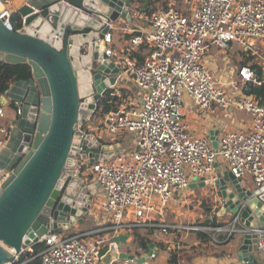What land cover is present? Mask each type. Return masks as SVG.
<instances>
[{
    "label": "built area",
    "instance_id": "obj_1",
    "mask_svg": "<svg viewBox=\"0 0 264 264\" xmlns=\"http://www.w3.org/2000/svg\"><path fill=\"white\" fill-rule=\"evenodd\" d=\"M3 13L10 19L9 9ZM112 39L110 26L104 36L107 58L114 56L109 47ZM142 44L150 51L138 65L132 54ZM128 45L116 66L132 78L139 97L126 99L118 111L109 112L93 127L77 128L81 136L91 133L111 144L126 133L133 134L131 152L96 161L83 172L101 190L90 211H100L105 226L75 234L48 232L39 240L45 248L20 264L38 256L40 264H100L105 245L138 229L210 233L215 244L250 235L258 238L264 254V227L246 226L240 212L216 226L169 225L164 220L168 204L188 189L190 178L207 180L215 173L218 159L241 185L243 181L251 185V197L264 206V104L244 91L245 86L264 83V74L259 79L252 68L255 64L264 72V0H190L184 10L168 7L153 14L149 29L136 31ZM230 45L239 46L253 59L237 70V79L224 70L217 76L205 62L211 47L226 52ZM186 98L200 111L244 112L251 125L247 130L224 131L214 149L209 139L189 130L182 113ZM4 107L0 104V149L9 137ZM15 107L21 117L22 104ZM75 161L74 156L69 159V170ZM16 165L0 171V188ZM120 264L136 263L126 259Z\"/></svg>",
    "mask_w": 264,
    "mask_h": 264
},
{
    "label": "water",
    "instance_id": "obj_2",
    "mask_svg": "<svg viewBox=\"0 0 264 264\" xmlns=\"http://www.w3.org/2000/svg\"><path fill=\"white\" fill-rule=\"evenodd\" d=\"M28 1L0 2V63L29 65L39 92V103L27 113L32 129L21 131L19 160L0 188V264L22 263L42 236L67 231L78 218L89 216L101 190L83 176L84 170L124 152L120 143H103L91 133L81 136L77 128L90 120L98 101L117 82L119 69L103 53L104 36L118 20L131 21L130 1L51 0L38 8ZM5 9H15L21 22L24 18L21 29L11 28ZM5 102L2 96L0 104ZM211 144L217 149L216 139ZM73 156L74 169L69 170ZM214 167V180H198L199 187L219 189L217 216L240 212L246 226L264 227V206L229 170L221 171L217 163ZM123 242V236L114 239L101 262L125 259L117 250ZM151 247L145 257L133 260L145 263ZM258 252V238L242 236L238 260L264 264L254 257Z\"/></svg>",
    "mask_w": 264,
    "mask_h": 264
},
{
    "label": "crops",
    "instance_id": "obj_3",
    "mask_svg": "<svg viewBox=\"0 0 264 264\" xmlns=\"http://www.w3.org/2000/svg\"><path fill=\"white\" fill-rule=\"evenodd\" d=\"M10 1L11 0H7L6 3L9 4ZM49 1L51 0H30L26 3H29V5L33 6L34 8H38L40 5L46 4ZM130 3L131 5L128 9V12H132L131 9L133 7V2L130 1ZM14 10H12V13H17V11ZM110 26L112 28L113 39L109 47L112 49L114 56L110 57L109 59L115 64V66L116 64L118 66L119 58L122 55V52L129 47L128 36L131 34H135L136 31H142L147 29H143L141 26L136 25L135 22L132 23L131 21H127L126 19L118 20L116 23L111 24ZM215 49V47H211L207 51L205 62L209 66V68L212 69L213 72L219 73L220 75L224 70L229 72L231 77L235 76L232 75L233 71L228 67V64L232 60V56L238 51L244 57L246 65L249 63H253V59L249 57V55L246 54L242 50V48L237 45H230L228 51L225 52L226 56L224 58L219 57L217 53L214 54ZM139 50V48L134 49L135 52H138ZM262 52L264 54V48L262 49ZM144 54L145 53H143V55ZM143 57H145V55ZM216 57H219V64L215 60ZM263 74L264 72L262 71V77ZM117 77L118 79L115 86L119 87L120 89H128L130 91V94H128L127 99H134L139 97V92L135 87L132 78L129 76V74L125 73L122 68L119 71ZM244 91L246 95L256 98L255 95L250 94V90L245 88ZM4 97L6 100L4 104L6 117L3 121H5V125H7L10 130H8L9 137L6 139L5 147L0 149V168L1 171H9L19 160V154L16 152V150L18 143L20 142L21 131H29L32 128V125L27 119V113L30 106L37 105L39 103V92L34 81L18 82L11 86V88L4 95ZM13 103L14 105L15 103L22 104L23 114L21 117H17L15 114V110L11 108L10 105H12ZM182 113L185 122L189 127V130L200 138L209 139L210 142L211 139L218 140L219 136L226 130H247L251 125L250 116L244 112L236 110L223 111L221 109L216 108H213V111H200L194 107L193 103L188 98H186L184 101ZM132 143L133 138H131V145L133 147ZM122 144L123 142H121V147ZM216 163L218 164V168L221 171L228 170L227 166L221 159H218ZM215 178L216 174L214 173L213 175L208 177L207 180H214ZM208 187H212L215 193L214 195H216V201L218 200L221 207L222 198L220 195V191L217 187H214L212 185L199 187V180L190 178L188 189L192 190V196L194 195V193L197 192H205L206 188ZM242 187L248 191H250L251 189V185L247 181H243ZM188 195L189 193L186 190L184 193L175 196L174 199L168 204L166 212L177 211L178 206L183 203V199L187 198ZM220 207L218 208V211ZM93 211H95L93 212V214L92 211H90L89 216L91 217V215H93V220L96 223H101L99 225H96L95 223L94 226L91 225L90 227H86L84 228V230L78 231L77 233L87 232L97 228L98 226H105L104 216L98 210ZM222 217L229 220L232 217V214L227 213L225 215H221L219 218ZM81 221L82 219L78 218V222ZM84 221L85 219L83 220V222ZM259 225L263 226L261 223H259ZM71 231L72 230L63 231V233L72 234ZM158 232L159 233H157V230H149V233L145 235L141 232L139 233L141 236L151 241L150 244L152 245V247L150 249L152 251V255L149 256L148 260L146 261L148 264H243L238 260L237 257V253L242 242L241 235L234 236L227 243L215 244L212 241L215 235H211L210 233L205 234L201 232H184L182 234H179L171 232ZM133 233L134 232H129L120 235L124 237V242L119 243L117 245V250L119 254H123L124 256H126V258L113 261L111 264H120L124 260L129 259L130 257L132 259L134 258L135 260H139L146 256V249L141 250L138 247L137 242L134 239ZM222 238V235H220L219 240H221ZM109 247L110 244L104 246L102 250L103 256L109 250ZM254 257L258 258L260 261H264V254L260 250L258 253L254 254ZM135 263L138 264L137 262ZM100 264L104 263L101 262ZM255 264H258V262H256Z\"/></svg>",
    "mask_w": 264,
    "mask_h": 264
},
{
    "label": "rangeland",
    "instance_id": "obj_4",
    "mask_svg": "<svg viewBox=\"0 0 264 264\" xmlns=\"http://www.w3.org/2000/svg\"><path fill=\"white\" fill-rule=\"evenodd\" d=\"M187 1H190V0H132V2H133V7L131 9L132 12H129L131 15V22L132 23L135 22L136 25L141 26L143 29H148L150 26V19H151L153 14H155L156 12H158L160 10L166 9L168 7H174V8L184 10V9H186V2ZM2 2H4V0H2ZM11 2H12V0L10 1V3ZM145 2H149L150 4L144 5ZM130 5H131V3H130ZM137 7L140 8L142 11L148 10V11H153V12H152L150 17H146V16H144V14H140L137 11ZM216 53L221 58H224L226 56L225 51L219 50L218 48L215 49L214 54H216ZM219 57H216V59H215L218 64L220 61ZM243 64H246V62L244 61V57L242 56V54L238 51L237 53H235L232 56V60L228 64L229 65L228 67L233 71L232 75H235L233 77L234 79H237L236 72L239 68H241L243 66ZM217 71H218V69H217ZM216 75L219 77L221 76L219 73H216ZM229 75L230 74H228V76ZM238 87H240V84L238 85ZM245 88L248 89L250 87L245 86ZM109 90H113L114 94H116L118 97L121 96V91H120L119 87L112 86ZM100 119L93 121V117H91L90 120L87 121L86 124L83 125V128L86 129V127H88V125H89V127H93L94 125L97 124V122ZM3 124H5V121H3ZM99 136L100 137L104 136L105 139H109L104 134H99ZM132 137H133V134H129V133L124 134L122 149L125 152H131V150H132V145H131V138ZM105 142H109V141H105ZM112 144H115V143H112ZM0 171H1V168H0ZM187 192L189 193V195L187 196V198L183 199L184 201L182 204H180L178 206L177 211H175V212H166L165 211L164 220H165L166 224L183 225V226H193V225L194 226H197V225L209 226L211 224V221L219 222L222 224L228 221L227 219H225L223 217L219 218L217 216V212H218V208L220 207V203L218 202V200L216 201V195H214L215 193H214L212 187L206 188L205 192L194 193L193 196H192L193 192L191 189H187ZM92 214H93V212H92ZM92 216L93 215H91V217L90 216L82 217L81 222L77 221L76 223H74V225L71 227V229H69V230H72L71 233L75 234L78 231L84 230V228H86V227H90L91 225L94 226L96 222L93 220L94 218ZM209 218H210V220H207ZM84 219H85V221L83 222ZM80 223H82V224H80ZM97 223H96V225H99L101 222H97ZM135 232H137L138 234L141 232L145 235V234L149 233V230L138 229ZM170 232L182 234L186 231L170 230ZM157 233H159L158 230H157ZM235 236H237V235H235Z\"/></svg>",
    "mask_w": 264,
    "mask_h": 264
},
{
    "label": "trees",
    "instance_id": "obj_5",
    "mask_svg": "<svg viewBox=\"0 0 264 264\" xmlns=\"http://www.w3.org/2000/svg\"><path fill=\"white\" fill-rule=\"evenodd\" d=\"M7 1V0H4ZM132 1V0H129ZM144 2V1H143ZM149 2H145L144 5H149ZM137 11L140 14H144L146 17H150L153 11H148V10H141L140 8L137 7ZM9 24L11 28L14 31H17L21 29L22 24H21V17L18 13H14L11 15ZM136 35L131 34L128 36V39H130L132 36ZM139 51L138 52H133L132 56L136 58L137 64L140 65L145 61L144 55H148L150 48L144 44L139 46ZM143 53H145L143 55ZM246 64H243V66ZM252 68L254 70L258 71V78L261 79V68L257 65H253ZM32 81V74H31V68L27 64H5V63H0V98L4 96L8 90L11 88V86L15 83L18 82H31ZM250 90V94L255 95L256 99L258 102L261 104H264V83H262L261 86L259 87H250L248 88ZM121 91V96L118 97L116 94H114L113 90H108L104 94V96L98 101L97 103V109L93 114V121H96L97 119H102L106 114L109 112H116L118 111L121 106L124 104V100L127 99L128 94H130V91L128 89H120ZM13 110H16V107L14 103L10 105ZM9 106V107H10ZM32 129V128H31ZM10 130V129H9ZM123 139H117L115 142H123ZM106 144H111L110 142H107ZM208 224V223H207ZM212 226L216 225H222V223L211 221ZM134 239L137 242L138 247L141 250H145L148 248L149 244L151 243L150 240L147 238L141 236L137 232H134ZM45 248L44 243H37L32 247V252L30 255H28L27 258L33 256V255H38L43 249ZM40 257H36L26 264H40Z\"/></svg>",
    "mask_w": 264,
    "mask_h": 264
}]
</instances>
